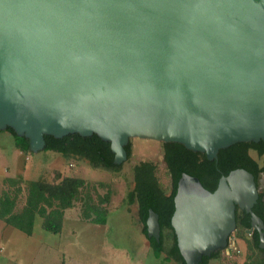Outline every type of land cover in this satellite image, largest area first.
<instances>
[{"label":"water","instance_id":"water-1","mask_svg":"<svg viewBox=\"0 0 264 264\" xmlns=\"http://www.w3.org/2000/svg\"><path fill=\"white\" fill-rule=\"evenodd\" d=\"M7 128L31 152L44 135H96L116 165L132 137L208 161L233 143L264 141V0H0ZM252 176L233 168L212 191L178 177L168 223L184 264L225 247L234 207L264 247ZM144 223L156 241L150 209Z\"/></svg>","mask_w":264,"mask_h":264},{"label":"trees","instance_id":"trees-1","mask_svg":"<svg viewBox=\"0 0 264 264\" xmlns=\"http://www.w3.org/2000/svg\"><path fill=\"white\" fill-rule=\"evenodd\" d=\"M11 137L15 148L22 154L29 152V140L27 137L18 136L7 128L4 130ZM45 146L65 159L78 158L87 162V165L94 168L106 169L112 172H119L121 165L112 163L113 153L109 149V142L101 141L96 135L90 137L80 136L76 133L66 135L60 139L44 135ZM162 162L166 164L169 173V186L167 189L160 188L155 180L154 165L145 160H140L133 167L132 187L126 191L125 203L127 206L136 202L138 221L141 223L142 236L146 235L144 219L146 210L150 209L156 214V222L159 225V236L157 240L145 238L146 245L154 256L159 260H169L171 264H184L177 252L174 244V233L168 223V218L172 210L175 182L178 177L185 173L194 176L200 185L211 191L218 177L225 175L231 169L241 168L252 174L253 178L264 172V141L241 142L231 144L218 149L215 159L206 160L202 152L188 151L183 146L175 142H162ZM131 144L124 147L127 157L130 154ZM253 151L256 156L262 157L257 162L248 155V151ZM7 183V182H6ZM87 182L78 176H61L57 171L56 180L48 181L42 179L28 180L21 176L10 179L7 184L8 189L0 190V220L4 224L17 228L28 235L31 234L33 219L40 218V225L44 230L60 233L62 229L63 211L75 206L83 196L84 206H82V218L88 222L103 224L108 192L99 199V203L92 202L90 195L85 190ZM84 188V189H83ZM83 189V191H82ZM24 192V203L17 207L19 194ZM83 192H85L83 194ZM264 206V191L258 194L256 205L251 211L261 216L260 211ZM235 221V232L242 238L245 230L248 229L247 215L241 211L233 210ZM257 232L250 233L244 244L247 249L256 248ZM264 240V233L262 235ZM166 239V240H165ZM259 250V249H258ZM263 252L264 250L260 249ZM218 252L209 256L201 257L199 264H206L207 260L217 257ZM250 264H264V257L256 258Z\"/></svg>","mask_w":264,"mask_h":264},{"label":"rangeland","instance_id":"rangeland-1","mask_svg":"<svg viewBox=\"0 0 264 264\" xmlns=\"http://www.w3.org/2000/svg\"><path fill=\"white\" fill-rule=\"evenodd\" d=\"M0 133V190L8 189L4 177L8 180L21 176L28 180L54 181L58 171L61 176L82 177L87 182L85 190L95 204L105 192L109 194L103 224L82 218L84 196L75 206L64 210L62 231L49 232L46 238L49 245L46 251L38 252L34 264H171L169 260L161 261L150 253L137 221L136 204L127 206L124 201L125 193L132 185V167L137 160L145 159L154 164L157 183L162 188L166 187L167 174L160 161V142L132 137L129 141L130 156L117 173L91 167L75 157L62 158L49 149L29 151L25 155L18 153L16 148L12 149L13 137L4 130ZM258 186L264 191L263 175L258 178ZM24 198V192L20 193L17 207L24 203ZM14 231L20 236L25 235L20 230ZM248 236L245 232L241 238L235 230L231 231L225 247L217 251V257L209 258L206 264H250L256 258L264 257L263 252L256 248L247 249L244 240ZM13 249L25 258L19 246H8V250ZM46 252L48 256L42 263Z\"/></svg>","mask_w":264,"mask_h":264},{"label":"crops","instance_id":"crops-1","mask_svg":"<svg viewBox=\"0 0 264 264\" xmlns=\"http://www.w3.org/2000/svg\"><path fill=\"white\" fill-rule=\"evenodd\" d=\"M14 148H15V144L13 141L12 149ZM3 180L7 183L10 181V179L8 180L5 177ZM63 215H64V211H63ZM62 221H63V217H62ZM32 225L33 227H32V231L30 235L20 230L21 232L25 234L24 236H20L19 234H17V232L14 231L17 228L15 229L12 226L6 225L4 224V222L0 220V264H7L10 261L11 262L15 261L16 264L17 262L18 264H34L33 261L35 260L36 262L37 260L36 258L39 256L38 252L46 251V246L49 245L48 242L46 241V238L49 237L50 235L49 232L51 231L44 230L41 227L40 218L38 216L34 217ZM13 245L15 247L19 246V248H21V252H23V255H25V258H22L21 255L16 253L14 249L8 250V246H13ZM45 255L46 256L43 259H41L42 263L44 262V260H46L48 256L47 252ZM18 256L21 257L22 259L19 258Z\"/></svg>","mask_w":264,"mask_h":264},{"label":"flooded vegetation","instance_id":"flooded-vegetation-1","mask_svg":"<svg viewBox=\"0 0 264 264\" xmlns=\"http://www.w3.org/2000/svg\"><path fill=\"white\" fill-rule=\"evenodd\" d=\"M161 143H160V147H159V154H160V161H161V163L163 164V166H164V169H165V171H166V174H167V185H166V187L164 188V189H167L168 188V186H169V173L167 172V169H166V164H164V162H162V151H161ZM251 154V155H250ZM216 155V154H215ZM248 155L250 156V157H253V159H255L257 162H260L261 161V158L262 157H257L256 156V154L251 150V151H248ZM129 156H130V154H129ZM129 156L127 157V154H126V160L125 161H127V159L129 158ZM215 159V158H214ZM143 160H145V159H143ZM213 160V159H212ZM124 161V162H125ZM138 161H140V160H137V162ZM146 161V160H145ZM210 161V160H209ZM137 162H135L134 163V165L135 164H137ZM148 162H150V161H148ZM150 164H152L151 162H150ZM121 165V167H122V165H123V162L120 164ZM134 165H133V167H134ZM154 165V164H153ZM133 167H132V172H133ZM154 167H155V165H154ZM154 174H155V169H154ZM261 175H263L264 176V172H261L258 176H256L255 178H253L252 177V180H253V183H254V186H255V189H256V191H257V198H258V194L261 192V189H259V186H258V178H259V176H261ZM156 176V175H155ZM154 176V177H155ZM132 177H133V175H132ZM131 177V178H132ZM221 177V176H220ZM156 180V179H155ZM156 182H157V180H156ZM131 183H132V179H131ZM176 183V182H175ZM158 184V183H157ZM216 184V183H215ZM159 185V184H158ZM160 186V185H159ZM131 187H132V185H131ZM130 187V188H131ZM215 187V186H214ZM129 188V189H130ZM160 188H162L161 186H160ZM174 189H175V187H174ZM214 189V188H213ZM212 189V190H213ZM211 190V191H212ZM208 191V190H207ZM257 198H256V200H255V202L253 203V205L252 206H255L256 205V201H257ZM136 205V215H137V203L136 202H134ZM133 203V204H134ZM132 204V205H133ZM129 206H131V205H129ZM252 206H251V208H252ZM127 207V206H126ZM251 208H250V211H251ZM233 210H237V211H241V210H239V209H237L236 207H234L233 208ZM242 212V211H241ZM252 212V211H251ZM243 214H246V213H244V212H242ZM260 213H261V216H258L257 214H255L256 216H258L259 217V219L262 221V223H263V229H262V232L264 233V206H263V209L260 211ZM247 215V214H246ZM137 218H138V215H137ZM137 221H138V219H137ZM247 221H248V215H247ZM139 222V221H138ZM157 223V222H156ZM140 225H141V223H140ZM236 226V225H235ZM158 227H159V225H158ZM251 228V225H250V221H248V229H246V230H249ZM140 230H141V226H140ZM253 230H255L254 228L252 229H250V231H249V235H250V233H252V231ZM256 231V230H255ZM257 232V231H256ZM257 235H258V233H257ZM256 235V236H257ZM159 236V235H158ZM157 236V237H158ZM143 237V236H142ZM144 238V240H145V238L147 239V238H152V237H143ZM153 239V238H152ZM227 239H228V236H227ZM157 240V239H156ZM264 241V240H263ZM146 242V241H145ZM227 240H226V244H227ZM256 244H257V242H256ZM256 247H257V245H256ZM257 249H262V250H264V247H257ZM260 259L262 258L261 256L259 257Z\"/></svg>","mask_w":264,"mask_h":264}]
</instances>
